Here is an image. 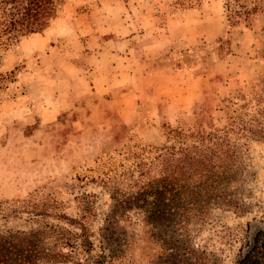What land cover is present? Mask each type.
<instances>
[{"label":"rangeland","instance_id":"obj_1","mask_svg":"<svg viewBox=\"0 0 264 264\" xmlns=\"http://www.w3.org/2000/svg\"><path fill=\"white\" fill-rule=\"evenodd\" d=\"M200 1L176 0L173 6L197 7ZM224 1L222 29L214 41L200 40L184 56L177 47L169 63L151 67L160 83L163 71L175 74L176 97L187 86L191 98L184 107L176 101L170 118L153 128L149 109L134 125L123 123L117 82L101 94L85 84L91 77L84 73V87L74 90L71 64L55 60L46 73L39 57L24 56L22 40L30 33L0 38V73H9L0 82L1 232L46 223L72 228L57 215L75 218L88 203L97 238L106 220L118 216L138 187L156 175L159 149L172 141L161 125L189 128L211 122L224 130L233 125L227 134L245 149L246 169L224 183L228 197L243 212L211 208L209 220L191 239L209 264H237L255 232L264 230V0H227L226 11ZM63 2L57 0L56 16L38 32L60 18L71 28L70 20H62ZM207 21L211 27L210 17ZM48 75L56 77L57 102L45 99L41 105L48 109H41L38 91ZM22 204L30 215L19 213ZM258 253L264 261V248L259 246Z\"/></svg>","mask_w":264,"mask_h":264},{"label":"trees","instance_id":"obj_2","mask_svg":"<svg viewBox=\"0 0 264 264\" xmlns=\"http://www.w3.org/2000/svg\"><path fill=\"white\" fill-rule=\"evenodd\" d=\"M57 4L0 0V38L38 32L56 16ZM4 75L9 73H0V82ZM168 125L161 126L172 141L159 149L156 175L138 187V197L126 202L118 216L106 220L97 238L90 227L93 206L87 203L75 218L57 215L72 228L46 223L28 231H0V264H209L204 250L193 244L192 233L207 223L211 208L243 212L224 183L246 169L245 149L227 134L233 125L225 130L211 122L189 128ZM24 208L19 205V213L30 215ZM258 245L264 248V230L255 232L237 264H264Z\"/></svg>","mask_w":264,"mask_h":264},{"label":"crops","instance_id":"obj_3","mask_svg":"<svg viewBox=\"0 0 264 264\" xmlns=\"http://www.w3.org/2000/svg\"><path fill=\"white\" fill-rule=\"evenodd\" d=\"M175 1L64 0L62 20L71 21L72 31L60 18L42 32L30 33L22 40L24 56L39 57L46 73L53 70L55 60L71 64L75 74L70 72V85L74 90L84 87L85 74L91 79L84 83L101 94L117 82L116 90L123 97V123L134 125L137 117H143L141 112L149 109V126L153 128L170 118L176 101L184 107L191 99L187 86L176 97L175 74L171 76L170 71L161 73L165 75L160 83L157 71L151 70L153 64L169 63L177 47L184 56L186 48L200 40L211 43L222 29L223 0H201L199 6L187 8H175ZM207 17L211 27L206 25ZM44 77L38 91L40 105L50 97L57 102L56 77ZM42 106L48 109V105Z\"/></svg>","mask_w":264,"mask_h":264}]
</instances>
